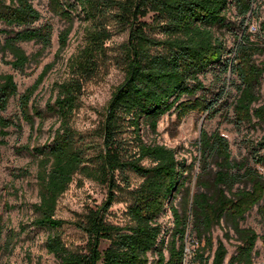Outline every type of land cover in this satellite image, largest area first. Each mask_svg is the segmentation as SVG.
<instances>
[{
    "label": "trees",
    "instance_id": "16d2710c",
    "mask_svg": "<svg viewBox=\"0 0 264 264\" xmlns=\"http://www.w3.org/2000/svg\"><path fill=\"white\" fill-rule=\"evenodd\" d=\"M254 3L255 0H48L49 12L68 24L58 33L57 53L66 47L76 19L85 23L82 44L68 58V76L53 84L54 98L46 102L44 109L35 104L33 96L51 64L19 96L16 117L3 115L10 98L17 95L14 76L0 74V142L9 135L10 127L20 132L24 122L34 129L38 120L40 129L46 117L56 118L58 126L46 142L32 148L26 143L16 150L35 160L37 201L29 205L30 224L47 232L44 247L59 264H150L148 254L152 252L156 254L155 264H183L190 224L196 235L193 244L199 247L189 264H207L210 257L204 253L213 248L211 231L221 221L239 242L228 264H253L258 236L241 228L240 222L255 205L264 202V175L233 162L228 141L218 131H201L196 144L198 157L190 163L178 161L174 149L145 143L139 131L144 127L156 133L161 117L171 109L178 120L192 112L214 117L223 93L211 102L200 74L215 65L221 72L235 76L232 84L238 95L231 122L241 126L255 121L264 129V105H257L264 63L255 60L264 50L246 33L255 14ZM148 15L153 18L150 24L142 21ZM41 18L33 0H0V55L10 56L5 63L12 70L24 72L41 53L29 57L20 43L39 44L40 51L51 47L53 25H37ZM237 21L242 32L234 49L228 51L224 34ZM260 30L264 31V22ZM126 31L128 38L120 46L124 79L112 93L96 129L101 143L87 142L71 125L73 113L80 107L84 84L106 64L107 42ZM199 92L203 93L198 95ZM128 130L135 140L133 150H128L121 139ZM259 146L263 155L257 161L264 164V140ZM145 160L148 165L143 164ZM128 171L142 181L130 192L127 222L113 225L105 220V214L115 200L117 182L121 180L128 186ZM76 174H84L108 188L103 205L74 223L87 236L83 251L65 246L60 230L67 222L56 217L58 200ZM28 175L29 171L23 169L15 176ZM240 183L249 188L233 192ZM177 198L179 208L173 205ZM168 210L173 226L165 243L166 230L159 218ZM11 237L2 244L0 223V254L9 247ZM103 242L108 245L101 249ZM226 255L227 249L217 241L210 264H224Z\"/></svg>",
    "mask_w": 264,
    "mask_h": 264
},
{
    "label": "rangeland",
    "instance_id": "374dc122",
    "mask_svg": "<svg viewBox=\"0 0 264 264\" xmlns=\"http://www.w3.org/2000/svg\"><path fill=\"white\" fill-rule=\"evenodd\" d=\"M34 7L40 12L41 20L37 25L49 22L53 25L52 45L50 48L40 51L41 45L33 42L20 43L19 46L31 57L40 53L36 60L32 61L24 72L20 73L11 69L5 61L10 60V56L0 55V74H12L17 85V95L10 98L8 107L3 113L5 117H16L18 115L19 96L31 86L44 70L45 66L52 65L46 73L42 83L35 92L33 99L35 104L44 109L46 102L54 98L53 84L64 80L68 75L66 62L68 58L79 48L83 39V28L85 23L77 19L71 27L66 47L60 52L58 50V33L68 27V24L57 17H54L48 9V0H33ZM233 9H231L232 11ZM254 16L250 23L256 27V31L250 34V39L254 43H259L264 50V31L260 30V24L264 22V0H255L253 4ZM250 18V16H249ZM152 15L142 19L146 23L152 22ZM232 21L233 18H231ZM113 24V22H110ZM3 27L0 25V30ZM242 27L239 21L225 32L224 40L228 51H232L237 43V37L241 35ZM148 33L155 34L151 30ZM3 34L0 33V39ZM128 32L116 34L107 42L108 59L99 73L84 84L80 107L73 113L71 119L72 127L78 131L87 142L101 143V137L97 133L102 122L105 107L115 89L122 83L124 72L122 70V49L121 45L126 42ZM227 57H231L227 54ZM257 63H264V51L255 56ZM200 79L205 87L206 97L213 102L218 99V95L223 93L222 98L217 103V114L206 117V114L192 112L186 117L178 120L174 109L164 114L158 122L156 133L149 132L141 127L139 134L145 143H157L174 149L178 161L185 160L190 163L194 157H198L196 148L200 132L205 131L211 134L218 131L225 137L229 144L231 160L235 163H243L246 167H251L264 175V164L259 163L257 158L263 155V150L259 143L264 140V129L257 125L255 121L251 124L236 126L233 122V104L237 98L236 87L233 83L235 76L223 73L219 66L215 65L206 69L200 74ZM203 92H199L198 95ZM257 105H264V77L259 88V101ZM14 120V119H13ZM58 126L56 118L46 117L43 125L38 128V120L34 129L22 122L21 131L17 132L15 127L8 128L9 135L0 142V223L3 227L4 244L7 238L12 235L9 247L0 254V264H59L58 260L47 253L44 241L47 236L45 230L34 228L30 222L32 211L29 205L37 201V188L35 186V160L26 152H18L16 149L20 145L30 144V148L41 146L52 135ZM39 129V130H38ZM32 137V138H31ZM31 139V140H30ZM128 150L135 149V140L128 130L121 135ZM1 141V138H0ZM90 153H93L92 151ZM148 165V161H143ZM26 169L30 175L17 178L15 175ZM210 169L215 170L213 166ZM244 169L240 171L242 173ZM197 172V170L195 171ZM128 179V186L121 180L117 182L115 189V200L105 214V220L113 225L123 226L127 222V207L131 201L130 192L139 186L142 179L135 173L128 171L125 174ZM249 188L246 183L235 185L233 192L242 188ZM108 188L97 181L87 178L84 174H76L68 189L59 198L56 207V217L67 223L61 228V238L65 246L70 250L83 251L87 243V236L79 230L74 223L84 219L89 210H96L103 205L107 198ZM179 198L174 200L173 205L179 208ZM169 210L159 218V223L166 230L164 241L169 239L170 230L173 224ZM24 226V231L20 228ZM241 228H248L258 236L253 250V264H264V202L255 205L245 216V220L240 222ZM226 234L228 237H226ZM188 240L186 247L188 250L186 264L193 259L194 251L199 245L193 244L196 235L192 231L190 224L187 231ZM213 248L204 253L205 257H211L216 248L217 241H221L227 249L224 264H228L229 259L235 255L239 242L234 232L226 223L221 221L211 231ZM108 243L103 242L101 249ZM202 247V246H201ZM167 256L166 250H164ZM149 263L155 264L157 261L154 252L149 253Z\"/></svg>",
    "mask_w": 264,
    "mask_h": 264
},
{
    "label": "built area",
    "instance_id": "2783aa9c",
    "mask_svg": "<svg viewBox=\"0 0 264 264\" xmlns=\"http://www.w3.org/2000/svg\"><path fill=\"white\" fill-rule=\"evenodd\" d=\"M248 28H249V31H250V32L256 31V27H255L254 25H252V24H249V25H248ZM187 254H188V250H187V247H185V249H184V259H183V264H186Z\"/></svg>",
    "mask_w": 264,
    "mask_h": 264
},
{
    "label": "water",
    "instance_id": "95a60500",
    "mask_svg": "<svg viewBox=\"0 0 264 264\" xmlns=\"http://www.w3.org/2000/svg\"><path fill=\"white\" fill-rule=\"evenodd\" d=\"M200 134H201V132H200Z\"/></svg>",
    "mask_w": 264,
    "mask_h": 264
}]
</instances>
